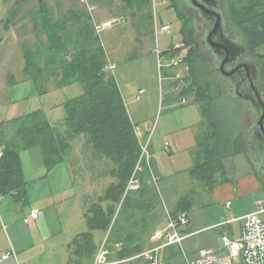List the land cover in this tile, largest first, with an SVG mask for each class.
I'll return each mask as SVG.
<instances>
[{
  "label": "rangeland",
  "instance_id": "rangeland-1",
  "mask_svg": "<svg viewBox=\"0 0 264 264\" xmlns=\"http://www.w3.org/2000/svg\"><path fill=\"white\" fill-rule=\"evenodd\" d=\"M15 1L0 0V39H4V44L0 46V119L12 115L16 116L14 118H20L33 111H40L53 125L62 126L65 116V101L70 97L82 94L83 86L80 82L59 86L54 77L38 86L33 79L21 78L20 70L16 69V61H11L9 58L16 51L15 45L12 43L16 38L20 40V43L22 42V45L33 46L41 39L46 40V35L41 30L38 39L34 28L35 21L32 12L39 8V1L21 0L22 3L19 4H16ZM47 2L54 9L55 19L62 18L71 8H74L89 15L94 26L104 20H116L112 27L101 30L100 33L96 32L106 49L108 59L116 64L114 74L120 87L127 89L128 94H135L141 88L145 91L141 94V100L133 102L131 107L141 119L148 122L144 126L152 137V141L148 139L150 141V160L155 173L152 176L157 175L159 178L157 184L153 183L154 180L151 181L159 196V202L154 200L151 203L153 206L159 205L156 212L152 214V219L157 221L154 228L152 226L151 230L146 228L148 208L143 210L140 203L138 204L140 202L138 199L144 198L138 194L139 191H136L138 188L131 189L133 195L130 198H133V204L130 203L127 207H122V204H119L116 215L119 214L120 225L122 228L125 227L124 233L134 232L136 235H144L143 233L146 234L147 232V235H152L155 228H168L170 212L175 210L181 197L190 192L193 187L194 182L191 179L190 170L194 164L193 152L196 148L199 149L200 140L199 137L196 138L198 124L201 120L202 126L199 136L211 133L212 128H214L210 122L209 113L207 114L208 110L204 109L206 113L203 114L202 107L207 108L211 103L214 117L219 122L222 131L231 132L235 129V131L241 129L246 134V131L257 119L256 114L252 112V105L238 98L225 85L219 89L211 74H207V77L214 81L213 90L216 92L214 99L204 97V100L197 102L195 99L197 94L183 96L180 93L182 89H179L178 92L177 90L172 92V88H185L189 85V80L186 79L189 75L187 69L189 65L182 61L180 64L171 67L166 49L168 50L175 43L182 44V51L180 52H182L181 59L183 60L188 55L189 45L186 44L187 42L185 43L181 34L184 20L179 18L176 10L170 5V0H151V4H145V0H136L132 7H126L124 0H47ZM178 2L181 10L188 17L189 25L193 27L195 9L187 6L185 0H178ZM220 4L225 12L227 0H220ZM15 6L19 12L14 15L12 10ZM156 22L159 29L158 33L156 32ZM166 23L170 24V31H161L162 26ZM16 27L18 28L17 35ZM198 34L200 42V38L204 34L203 32ZM205 52L210 54L206 50ZM257 52L264 53V46L259 48ZM252 54L260 65L256 51H252ZM160 62L163 68L160 67ZM6 63H10L9 67L18 76L14 82H8L9 85L4 88L7 81L5 69H7L8 64ZM46 70V72L50 71ZM58 71L56 69V74ZM177 74L180 76H176ZM260 85L264 90L262 79ZM171 96H173L172 99ZM183 97L188 100L186 104L182 103ZM140 138L142 139L141 136ZM148 140L143 141V143L146 144ZM166 141L171 145V153L164 149ZM152 148H154L153 152H151ZM247 149H249L248 146ZM248 153L252 156L249 150ZM243 156L238 158L242 159ZM68 158L67 161L58 164L54 171L44 165L40 172L38 166L44 164L41 148L35 146L22 151L21 160L27 169V180L30 182L33 195L41 196V193L54 189L59 193L60 187L65 189L68 186L69 179L70 182L72 181L73 191L76 194H81V205L84 200L88 205L91 202L101 201L102 196L110 186V177L106 166L92 158L91 148L87 146L84 136L72 142ZM238 158L232 159L231 162L238 163ZM68 161L71 162L72 179L69 178L68 174ZM222 177L221 174L217 176V178ZM262 178L264 177L262 176ZM192 194L194 196L195 192ZM223 198L220 196L219 199H222L220 201L215 194L209 199L223 207L224 200H226ZM73 202L74 199L67 204ZM190 213L191 215H202L203 211L199 208L198 210H191ZM262 217L264 219V214ZM52 224L56 225L55 221ZM235 229L239 233L240 223L235 224ZM21 234H23L22 229L18 235ZM238 237L239 234L236 238ZM148 243L146 245L147 250L153 247L150 242ZM116 245L114 244V248L111 250L107 249L110 264H115L113 262L117 258L115 255ZM43 249V247H37L35 253ZM36 256L39 255L36 254ZM140 258L144 257H136L132 260L136 261ZM18 259L20 260V257ZM37 259L35 263L34 259L30 260L29 264H47L50 258L48 255L42 254Z\"/></svg>",
  "mask_w": 264,
  "mask_h": 264
},
{
  "label": "trees",
  "instance_id": "trees-1",
  "mask_svg": "<svg viewBox=\"0 0 264 264\" xmlns=\"http://www.w3.org/2000/svg\"><path fill=\"white\" fill-rule=\"evenodd\" d=\"M38 1L39 8L32 12L34 28L38 39L42 30L46 40L41 39L33 46L23 45L25 74L38 86L51 77L55 78L59 86L80 82L83 93L65 101L62 126L53 125L40 111H33L16 120L17 130L0 158V196L14 190L21 196L25 191L22 150L39 146L45 164L51 170L69 159L72 142L84 136L87 146L91 148L92 158L106 166L110 186L101 201L87 205L85 216L88 230L72 241V255L94 258L99 247L95 242L94 231L100 230L108 234L105 239L108 250L113 249L114 244H121V248L115 252L119 260L135 257L145 251L144 235L124 233L125 227L120 225L116 210L119 204L122 207L133 204V198H130L132 190L128 189L133 177L140 182L136 191L144 196L138 199L142 209L145 206L151 209L154 200L159 202L157 189L150 183L153 181V164L143 155V141L129 114L116 75L106 68L109 59L92 18L71 8L62 18L55 19L54 9L47 0ZM124 1L126 7L136 3V0ZM18 3H22L21 0ZM149 3L151 0H145V4ZM170 5L184 20L181 34L189 45L188 55L183 59L189 65V76L186 77L189 85L181 90V94L195 92L197 102L204 100V97L214 99V81L207 77L211 72L194 43L195 25H189L178 0H170ZM224 13L228 33L245 43L251 52L256 51L258 54L260 77L264 84V53L257 52L264 46V0H227ZM176 52H180V49ZM166 54L169 56L170 51L166 50ZM46 69L50 71L46 72ZM56 69L59 70L57 74ZM204 109L208 110L214 128L207 135L197 136L200 140L199 149L191 174L204 187L213 190L215 185L226 181V161L229 158L245 153L254 162L248 153L246 134L241 129L222 131L214 117L211 103L207 108L202 107L203 114L206 113ZM218 174L223 177L217 178ZM153 183L157 184L155 181ZM192 192L181 197L171 217L176 219L181 213L187 214L193 208Z\"/></svg>",
  "mask_w": 264,
  "mask_h": 264
},
{
  "label": "crops",
  "instance_id": "crops-1",
  "mask_svg": "<svg viewBox=\"0 0 264 264\" xmlns=\"http://www.w3.org/2000/svg\"><path fill=\"white\" fill-rule=\"evenodd\" d=\"M15 3L19 4L18 0H16ZM12 12L15 15L16 13L18 14L19 10L15 6ZM17 29L18 28L16 27V35ZM21 43L20 40L15 38V41L12 44L15 45L16 51L15 54L9 56V58L11 61H16V69L20 70L21 78L30 80L31 78L25 74L24 46ZM3 44L4 39H0V46ZM172 46L173 45H171L168 50ZM9 65L10 63L6 67L7 69H5V77L7 78V81L4 88H7L9 85L8 82H14L18 76ZM187 69L189 70V66ZM179 89L183 90V88H172V92L174 93V90H177L178 92ZM140 90L144 89H139L135 94H128L127 89L125 90V88H121L129 114L137 128L140 130L139 134H141L142 141L148 139L152 141L150 132L145 127L148 122L141 119L138 113H135L131 107L133 102L141 100V96L138 97ZM181 92L182 91L180 90V93ZM143 93H145V91ZM190 94H195V92ZM190 94L183 96H188ZM170 98L172 99L173 96ZM14 117L16 116L12 115L11 117H3L0 119L1 153H3L7 142L12 139L17 130L16 120L18 118ZM201 126L202 123L200 120L196 138L201 131ZM166 143L169 142H165L164 149ZM196 150L198 149L196 148L195 152H193V166L196 161ZM153 151L154 148H152L151 152ZM166 151L171 153L170 143L169 150ZM241 155H244L243 158H238ZM237 158L238 163L231 162L232 159ZM226 162L228 166L227 179L226 181L215 185L213 190L204 187L201 182L195 179L191 174L193 167L191 168L190 175L194 183L192 184L193 187L190 192H195L193 196L194 206L191 210H198L200 208L203 213L202 215H191V210L187 212L189 224L183 229V231L187 232L188 235L181 243H171L159 250L158 258L160 264H192L199 257L200 251L204 249L211 250L218 255L226 254L228 249L223 246V230L225 228L228 229L233 238H236L237 234H239L240 237L243 217L260 209L262 205L264 206V178H262L249 157L245 153H239L236 156L229 158ZM44 165L46 166L45 161L44 164L38 166L40 172ZM67 165V169L69 168V178H71V162L68 161ZM22 167L26 179L24 193L20 196L18 195L17 190H14L10 194L0 196V264H29V261L32 259H34L35 263V261L38 260L37 258L42 254L49 256L50 259L47 261V264H93L95 257L92 259H87V257H74V255H72L73 249L71 246L72 241L77 235L88 230L85 216L88 205L86 204V200H84V203L81 205V194H76L73 191V184L69 179L68 186L66 188L63 186L65 189L60 187L59 193L54 189L49 192L46 191L45 193H41V196L33 195L32 187L27 180L28 172L23 162ZM55 167L51 169V171H54ZM190 192H187V194ZM215 194H217V199L220 201L222 200L219 199L220 196L224 197L223 199H226L224 200L223 207L218 206L212 199H209ZM72 199H74V202L72 204H67V202H71ZM229 202L231 205H228ZM158 206V204L154 205L150 211L148 209V217L146 218V228H148V230H151V226L154 228L155 223L157 222L152 219V214L156 212ZM35 208L40 210V214L38 218L33 219L30 217V213ZM147 208L149 207L145 206L143 210H147ZM263 214L264 212L261 214V217ZM53 221H55L56 225H51ZM223 223H227V225L223 226ZM237 223H240L239 233H237L235 229V224ZM20 229L23 230V234L18 235ZM158 229H162V227L155 228L154 233ZM143 234L146 243L145 245H148V242H150L152 246L156 244L157 241L154 240L153 234L147 235V232L146 234ZM107 235L108 234L100 230L94 231L95 242L99 246L98 250L107 238ZM116 246L115 252L121 248V244L117 243ZM37 247H43L44 249L35 253ZM146 250L145 247V251ZM8 251H13L14 254L7 259H3V254ZM31 252H33V254H30ZM36 254L39 256L37 257ZM33 255L35 256L32 257ZM19 257L20 260L18 259ZM121 260L116 258V261L113 263L116 264ZM136 261L131 259V261L118 262L117 264H147L144 258H140V260L138 259Z\"/></svg>",
  "mask_w": 264,
  "mask_h": 264
},
{
  "label": "built area",
  "instance_id": "built-area-1",
  "mask_svg": "<svg viewBox=\"0 0 264 264\" xmlns=\"http://www.w3.org/2000/svg\"><path fill=\"white\" fill-rule=\"evenodd\" d=\"M115 19L104 20L100 23L95 24L96 31L100 33L101 30L112 27L115 24ZM170 24H164L161 28V31L166 30L170 31ZM156 32H159L158 24L156 22ZM182 44L176 43L173 45L170 51V66H176L180 64L183 60L181 59L182 52H176L180 49L182 51ZM160 67L163 68L161 62ZM106 68L114 73L116 64L109 61ZM176 76H180L177 74ZM144 90H140L139 96L143 94ZM188 100L183 97L182 103L186 104ZM138 134L140 130L137 128ZM143 155L146 156L147 160L150 159V141L148 140L146 144L143 143ZM165 149L169 150V143H166ZM3 153L0 152V158ZM141 169L140 166H138ZM158 177L153 176L155 182L158 181ZM139 181L133 177L129 183L128 189L139 188ZM228 205H231L229 202ZM264 212V206L262 205L260 209L247 214L243 217V225L241 236L238 238H233L228 229H224L222 232V242L223 246L228 249V252L224 255H218L217 253L211 250H201L199 257L192 264H264V219L261 217V214ZM40 210L35 208L31 211L30 217L33 219L38 218ZM189 224V218L186 213H182L178 218L170 217L169 227L166 229L158 230L154 233V240L156 244L149 250L144 251L138 256L127 258L118 262H125L136 257H144L147 264H160L158 258V252L164 246L171 243H181L186 236L187 232H184L183 229L186 228ZM223 226H226L227 223H223ZM12 254L13 251H8L3 254L2 258L7 259ZM109 253L105 247V243L101 246L93 264H110ZM117 262V263H118Z\"/></svg>",
  "mask_w": 264,
  "mask_h": 264
},
{
  "label": "water",
  "instance_id": "water-1",
  "mask_svg": "<svg viewBox=\"0 0 264 264\" xmlns=\"http://www.w3.org/2000/svg\"><path fill=\"white\" fill-rule=\"evenodd\" d=\"M185 2L187 6L197 9L201 17L210 25L204 32L203 39L220 61L218 70L224 75L234 77L230 80L235 85L233 94L249 102L252 105V112L257 116L256 121L246 131V142L256 169L264 177V91L257 84L259 69L250 55L252 52L240 39L233 38L228 33L226 16L220 0H185ZM195 45L197 48L200 47L197 39ZM243 55H247L246 61H242ZM244 68L251 73L248 74ZM247 81L251 83L252 88H244Z\"/></svg>",
  "mask_w": 264,
  "mask_h": 264
},
{
  "label": "flooded vegetation",
  "instance_id": "flooded-vegetation-1",
  "mask_svg": "<svg viewBox=\"0 0 264 264\" xmlns=\"http://www.w3.org/2000/svg\"><path fill=\"white\" fill-rule=\"evenodd\" d=\"M195 15H194V25H195V39H197V41L199 42V34L198 33H201L204 32L210 27V25L201 17V15L199 14L198 10L195 9ZM194 43H195V40H194ZM199 45L200 47H198V51L199 53L201 54V56L204 58V60L206 61L207 63V66L211 72V75L213 76V78L215 79L216 81V84H217V87L220 89L222 86H227L229 87L231 90L229 91H232L234 92V89L235 88V85H233V83L230 82L231 79H234V77H231L229 75H224L223 73H221L220 70H218V66L220 64V61L217 59V57L214 55V53L212 52V50L207 46L206 44V41L202 38H200V42H199ZM206 51H208V53L210 54H206ZM254 60H255V63L257 64L258 66V69H259V72H258V81H257V84H258V87L261 88L262 91H264L260 85V81H261V77H260V65L259 63L256 61L255 57L253 56V54L251 53L250 54ZM246 58L247 55H243V59L242 61H246ZM231 70V69H230ZM242 69H240L241 71ZM244 71L248 72V74L251 73V71L247 70V68H244ZM252 75V74H251ZM237 80V79H235ZM244 88H252V85L249 81L246 82V84H244ZM250 94V93H249Z\"/></svg>",
  "mask_w": 264,
  "mask_h": 264
}]
</instances>
